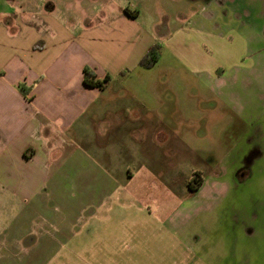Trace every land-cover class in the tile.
<instances>
[{
  "label": "rangeland",
  "instance_id": "obj_1",
  "mask_svg": "<svg viewBox=\"0 0 264 264\" xmlns=\"http://www.w3.org/2000/svg\"><path fill=\"white\" fill-rule=\"evenodd\" d=\"M156 2L160 55L144 79L158 97L143 89L135 130L98 120L66 134L71 143L40 187L23 185L26 197L0 185V264H264V116L238 99L225 111L215 54L201 72L171 55L163 29L180 1ZM261 80L254 105L264 103ZM195 171L204 182L191 191Z\"/></svg>",
  "mask_w": 264,
  "mask_h": 264
},
{
  "label": "crops",
  "instance_id": "obj_2",
  "mask_svg": "<svg viewBox=\"0 0 264 264\" xmlns=\"http://www.w3.org/2000/svg\"><path fill=\"white\" fill-rule=\"evenodd\" d=\"M179 1L163 29L171 55L201 72L215 54L218 63L209 69L223 89L225 111L238 99L260 120L264 103L254 105L252 93L261 89L264 75V0H207L196 10L195 0ZM158 9L156 0H0L2 195L24 198L23 185L40 187L49 177L44 168L71 143L66 134L79 135L98 120L103 129L113 120L110 126L120 131L140 126L135 122L145 118L143 89L158 97L138 64L160 39ZM84 69L109 79L103 87L86 85Z\"/></svg>",
  "mask_w": 264,
  "mask_h": 264
},
{
  "label": "trees",
  "instance_id": "obj_3",
  "mask_svg": "<svg viewBox=\"0 0 264 264\" xmlns=\"http://www.w3.org/2000/svg\"><path fill=\"white\" fill-rule=\"evenodd\" d=\"M160 55L159 52V45L153 44L148 51L142 56V58L139 60V65L142 67H151L158 59ZM121 74H125V71H122ZM109 77H105L102 80L96 79L94 73L90 71L89 69H84V83L89 86H97V87H103L106 83ZM24 94H27L25 91ZM203 182V177L199 171H195L188 182V187L191 191H194L198 189Z\"/></svg>",
  "mask_w": 264,
  "mask_h": 264
}]
</instances>
